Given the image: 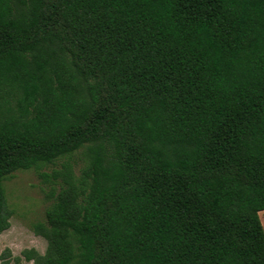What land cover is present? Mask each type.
I'll use <instances>...</instances> for the list:
<instances>
[{"label":"trees","instance_id":"obj_1","mask_svg":"<svg viewBox=\"0 0 264 264\" xmlns=\"http://www.w3.org/2000/svg\"><path fill=\"white\" fill-rule=\"evenodd\" d=\"M79 150L25 261L264 264V0H0V233Z\"/></svg>","mask_w":264,"mask_h":264},{"label":"rangeland","instance_id":"obj_2","mask_svg":"<svg viewBox=\"0 0 264 264\" xmlns=\"http://www.w3.org/2000/svg\"><path fill=\"white\" fill-rule=\"evenodd\" d=\"M69 161L74 164L75 172L83 163L81 150L65 158H59L52 164L43 165L39 170H17L3 182L7 209L11 212L9 227L0 233V264H33L25 261L21 252L33 248L43 253L45 240L35 235L32 226L44 221V212L50 203L51 184L39 177V172L50 173ZM264 230V210L258 213Z\"/></svg>","mask_w":264,"mask_h":264}]
</instances>
